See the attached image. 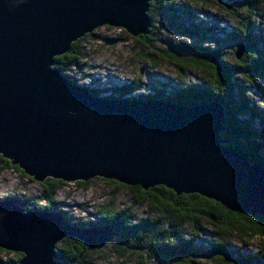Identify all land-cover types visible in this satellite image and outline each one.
I'll list each match as a JSON object with an SVG mask.
<instances>
[{"label":"water","instance_id":"95a60500","mask_svg":"<svg viewBox=\"0 0 264 264\" xmlns=\"http://www.w3.org/2000/svg\"><path fill=\"white\" fill-rule=\"evenodd\" d=\"M150 1L0 0V157L37 183L98 178L142 190L162 186L264 217V171L222 145L219 104L99 98L52 68L54 57L98 27L146 35ZM243 52L236 45L234 57ZM62 238L99 250L115 234L0 200V249L21 254L16 264H55Z\"/></svg>","mask_w":264,"mask_h":264},{"label":"trees","instance_id":"16d2710c","mask_svg":"<svg viewBox=\"0 0 264 264\" xmlns=\"http://www.w3.org/2000/svg\"><path fill=\"white\" fill-rule=\"evenodd\" d=\"M216 1L231 20L228 30L217 22L198 20L182 0L150 1L146 11L150 23L148 33L133 40L147 50L154 49L159 60L170 63L179 76L185 71L197 75L187 82L175 83L165 95L162 89H152L150 97H133L132 91L136 88L129 83L113 89L107 99H159L187 107L216 102L223 111V129L219 132L222 145L264 171V37L254 26L255 14L264 8V0ZM233 5L236 10L232 9ZM164 29L186 40H197L199 44L185 41L173 44L161 38ZM81 40L71 43L65 54L53 58L52 68L74 85V80L65 74L81 57ZM238 44L243 45L244 52L236 59L233 52ZM225 48L232 51L231 62L226 59ZM141 61L152 60L145 53ZM254 90L259 96L257 102L252 98ZM88 92L97 96L93 90ZM4 169L24 175L0 157V170ZM102 181L130 191L137 205L147 207L145 216L135 219L130 209H115L112 204L100 206L93 213L95 222L87 216H70L56 199V192L66 184L51 178L38 184L37 195H9L2 200L12 201L24 212L45 210L61 214L75 228H109L115 238L105 245L116 258L135 257L137 264H264V217L228 211L196 194L177 196L162 186L142 190L111 180ZM75 185L84 189L86 182ZM250 239L258 240L259 249L248 251L245 246L234 245ZM101 250H90L75 238H62L54 246L53 260L55 264H91L89 256ZM9 254L0 249V255ZM21 256L12 253L11 258H0V264H16Z\"/></svg>","mask_w":264,"mask_h":264},{"label":"rangeland","instance_id":"374dc122","mask_svg":"<svg viewBox=\"0 0 264 264\" xmlns=\"http://www.w3.org/2000/svg\"><path fill=\"white\" fill-rule=\"evenodd\" d=\"M193 15L202 22H217L220 27L228 30L231 20L216 0H182ZM232 9L236 10L233 5ZM159 25V22L157 23ZM254 26L256 32L264 37V8H260L255 14ZM87 37L80 41L81 57L76 60V65L70 67L66 76L74 80L77 86L96 92L99 98H108L113 89L120 85L131 84L136 88L132 91L133 97L137 95H153L152 89H162L167 94L175 83L187 82L193 75L192 71H185L179 76L170 63L159 60L154 49H145L136 43L121 28L102 26L94 29ZM162 39L169 40L173 44L185 41L186 44H199L197 40H186L178 33L166 29L160 34ZM264 46V44H262ZM160 46H157V48ZM226 59L231 62L232 51L229 48L223 50ZM148 54L152 61L143 63L142 54ZM142 69V72L140 70ZM158 83L163 85L160 86ZM260 85V84H258ZM253 100L257 102L259 96L254 90ZM129 97V96H127ZM110 99V98H109ZM263 107L261 104H258ZM103 179H90L86 181L84 189L75 183L66 185L56 192V199L64 205L70 216L88 217L91 222L96 221L93 213L100 206L112 204L115 209L128 208L135 219L145 216L147 207L137 205L136 197L125 187H119L111 183H105ZM39 183L29 180L25 175L12 169L0 170V200L9 195L21 196L25 194L37 195L40 191ZM236 246H245L248 251L259 249L257 239L244 240L242 243L234 242ZM101 252L89 256L91 264H137L135 257L119 259L114 256L108 246L101 248ZM9 255H0V258H11ZM203 264V263H201Z\"/></svg>","mask_w":264,"mask_h":264}]
</instances>
